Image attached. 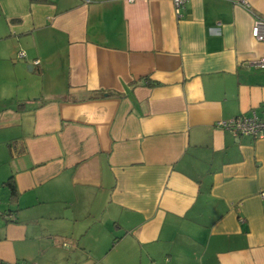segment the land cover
Listing matches in <instances>:
<instances>
[{"label":"crops","instance_id":"1","mask_svg":"<svg viewBox=\"0 0 264 264\" xmlns=\"http://www.w3.org/2000/svg\"><path fill=\"white\" fill-rule=\"evenodd\" d=\"M235 1L0 0V262L264 264V138L218 127L264 116Z\"/></svg>","mask_w":264,"mask_h":264},{"label":"built area","instance_id":"2","mask_svg":"<svg viewBox=\"0 0 264 264\" xmlns=\"http://www.w3.org/2000/svg\"><path fill=\"white\" fill-rule=\"evenodd\" d=\"M88 2L91 0H87ZM173 4L175 14L180 15V10L183 8L187 0H170ZM237 4L243 6L250 13L249 7L245 0H236ZM251 37L257 42H264V20L256 18L253 22L250 32ZM22 57L23 54L21 53ZM39 61H34V64H38ZM249 65L255 69L264 70V56L250 61ZM218 127L229 131L235 137H250L252 139L264 138V116H257L254 112L249 116L241 115L234 119L222 121L218 123ZM261 197H264L262 195ZM0 217L6 218L8 221H14V216L10 213L0 214ZM0 264H16L5 263Z\"/></svg>","mask_w":264,"mask_h":264},{"label":"rangeland","instance_id":"3","mask_svg":"<svg viewBox=\"0 0 264 264\" xmlns=\"http://www.w3.org/2000/svg\"><path fill=\"white\" fill-rule=\"evenodd\" d=\"M0 66L3 67L2 65H0ZM28 79L35 80L33 76L26 74L24 71L19 76L15 77V78L12 76L6 78V80L9 82V85L11 87L16 88V87L20 86L19 91L18 92L16 91V95L21 94L23 92V90L21 88H23L27 85L26 82L29 81ZM39 85H40V83H39ZM20 97H18V98H20Z\"/></svg>","mask_w":264,"mask_h":264},{"label":"trees","instance_id":"4","mask_svg":"<svg viewBox=\"0 0 264 264\" xmlns=\"http://www.w3.org/2000/svg\"><path fill=\"white\" fill-rule=\"evenodd\" d=\"M11 182H12V180H11V178H9L4 184H5L6 186H8L9 188H11V190H12V192H13L14 190H13V187H12V185H11Z\"/></svg>","mask_w":264,"mask_h":264}]
</instances>
